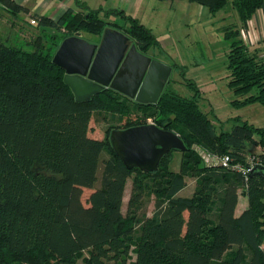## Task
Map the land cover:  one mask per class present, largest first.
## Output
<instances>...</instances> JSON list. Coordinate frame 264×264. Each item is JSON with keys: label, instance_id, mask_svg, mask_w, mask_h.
Segmentation results:
<instances>
[{"label": "trees", "instance_id": "obj_1", "mask_svg": "<svg viewBox=\"0 0 264 264\" xmlns=\"http://www.w3.org/2000/svg\"><path fill=\"white\" fill-rule=\"evenodd\" d=\"M188 1L212 16L228 6L236 11L238 21L223 29L230 42L229 87L235 103L264 107V57L241 36L257 11L264 10V0ZM0 8L12 16L9 23L27 21L41 30L32 37L33 51L0 41V264H128L132 248V264H264V128L244 122L219 132L191 80L185 84L195 89L194 96L173 91L169 80L155 105L111 89L77 102L64 70L53 63L64 39L76 33L101 36L111 28L143 54L160 42L121 10L82 5L56 20L37 14L26 20L22 15L28 9L14 0H0ZM97 113L113 122L102 140L88 135ZM132 114L139 119L118 126ZM148 118L184 142L178 171L171 170L175 151L151 173L128 170L115 153L111 131L146 124ZM250 147L261 149L255 154L260 165L247 181L231 169L210 166L200 155L205 151L244 163ZM129 179L132 191L124 214ZM188 179L196 185L191 196H184ZM85 189L92 190L87 206ZM241 194L248 207L237 215ZM152 196L155 211L148 217L143 205Z\"/></svg>", "mask_w": 264, "mask_h": 264}, {"label": "rangeland", "instance_id": "obj_2", "mask_svg": "<svg viewBox=\"0 0 264 264\" xmlns=\"http://www.w3.org/2000/svg\"><path fill=\"white\" fill-rule=\"evenodd\" d=\"M152 2L153 5L150 8L139 10L135 18L149 29L160 42V46L155 50L157 52L155 58L169 66L178 65L171 74L170 88L181 96L190 98L195 95V89L191 88L189 83L185 84V81L195 82L200 90L201 108L209 113V117L219 132L230 131L235 125L244 122L264 128V107L259 103L247 105L235 103L237 98L229 87L227 55L230 50V42L226 39L223 29L228 24L238 21L236 11L228 6L225 10L212 16L205 11L203 13V10H206L203 8L206 7L190 3L188 0L174 2L156 0ZM147 4L150 3H145V5ZM0 15V41L26 51H33L35 38L32 37L41 30L29 26L26 27L27 30L25 29L27 32L17 27L13 29L9 25V22L13 21L12 16L2 8H0ZM110 19L120 25L124 23V20L118 16H111ZM81 36L89 42L97 40L91 34L82 33ZM105 117H107L105 113L93 115L88 134L91 138L102 140L106 137L107 129L113 122ZM138 119L137 115H126L118 126ZM250 151L253 154H258L261 149L250 147ZM173 155L171 170L178 171L181 153L175 151ZM104 158L107 159L108 155L105 154ZM195 185L194 179H188V185L182 194L191 196ZM131 191L132 179H129L124 196V214L127 211ZM91 193L92 190H83L82 201L86 206ZM244 196L241 194V202L245 201ZM143 208L147 216L151 217L155 211V198L153 196L146 198ZM185 216L188 218V214ZM129 257L128 264H132L135 259L134 248L130 250ZM78 264H83V261L79 260Z\"/></svg>", "mask_w": 264, "mask_h": 264}, {"label": "water", "instance_id": "obj_3", "mask_svg": "<svg viewBox=\"0 0 264 264\" xmlns=\"http://www.w3.org/2000/svg\"><path fill=\"white\" fill-rule=\"evenodd\" d=\"M53 63L64 70V82L77 102H89L111 89L139 104L155 105L173 71L172 66L139 52L123 32L110 28L105 29L99 44L84 40L81 33L67 37ZM110 139L128 170L156 172L164 156L186 151L177 134L156 125L115 129Z\"/></svg>", "mask_w": 264, "mask_h": 264}, {"label": "crops", "instance_id": "obj_4", "mask_svg": "<svg viewBox=\"0 0 264 264\" xmlns=\"http://www.w3.org/2000/svg\"><path fill=\"white\" fill-rule=\"evenodd\" d=\"M14 1L20 6H23L28 9L29 12L24 13V15H22V17H24L26 20L32 17L33 14H37L39 16L48 17L53 20H56L60 18L64 13H66L68 10L79 11L80 6L82 5H85L90 10H104V11L121 10L124 11L126 15L135 18L139 10H146L147 8H150L151 5H153L152 1H156V0H14ZM147 2H149L150 4L145 5V3ZM203 9H206L203 10V13L205 11L207 14H210L207 8H203ZM9 25H11V27L12 26L15 27V25L21 26L23 29V27H26L29 24L27 23V21H24L20 25L19 23L18 24L9 23ZM243 32L245 33L244 35ZM101 36L94 35V37L97 40L95 42H90V43L99 44L101 41ZM241 36L243 40H245L246 44L251 47V49L254 50L257 49L258 51H260V55L264 57V10L261 9L257 11L255 16L248 22V27L241 31ZM154 52L155 50H151L148 54L145 55L152 57L153 59L159 60L158 58H155L157 52L155 53ZM243 198L245 199V201L242 202H241V198L239 199V204L236 210L237 215H239L248 207L247 198L245 196Z\"/></svg>", "mask_w": 264, "mask_h": 264}, {"label": "built area", "instance_id": "obj_5", "mask_svg": "<svg viewBox=\"0 0 264 264\" xmlns=\"http://www.w3.org/2000/svg\"><path fill=\"white\" fill-rule=\"evenodd\" d=\"M245 33L243 32V35ZM245 38V36H244ZM146 125H156L155 121L152 118H148L146 121ZM261 151H259L260 153ZM258 153V154H259ZM200 155L203 157L205 162L209 164L210 166H222L227 169H231L233 172H238L242 174L245 181H247L252 174V172L255 170V168L260 165V160L258 158V155L249 153L246 156V162L244 163H236L232 164L230 161V158L228 156H220L215 154H210L205 151H201Z\"/></svg>", "mask_w": 264, "mask_h": 264}, {"label": "flooded vegetation", "instance_id": "obj_6", "mask_svg": "<svg viewBox=\"0 0 264 264\" xmlns=\"http://www.w3.org/2000/svg\"><path fill=\"white\" fill-rule=\"evenodd\" d=\"M107 90H108V89H107ZM144 125H146V124H140V125H136V126H133V127H139V126H144ZM130 128H132V127H130ZM126 129H129V128L118 129V130H126Z\"/></svg>", "mask_w": 264, "mask_h": 264}]
</instances>
